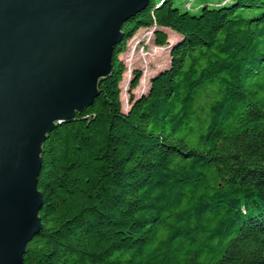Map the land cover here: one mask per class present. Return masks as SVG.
<instances>
[{"label": "trees", "instance_id": "obj_1", "mask_svg": "<svg viewBox=\"0 0 264 264\" xmlns=\"http://www.w3.org/2000/svg\"><path fill=\"white\" fill-rule=\"evenodd\" d=\"M196 1L127 21L99 97L46 141L24 264H264V0ZM151 28L181 39L124 113L119 56Z\"/></svg>", "mask_w": 264, "mask_h": 264}, {"label": "water", "instance_id": "obj_2", "mask_svg": "<svg viewBox=\"0 0 264 264\" xmlns=\"http://www.w3.org/2000/svg\"><path fill=\"white\" fill-rule=\"evenodd\" d=\"M150 2L0 0V264H24L42 228L46 141L94 104Z\"/></svg>", "mask_w": 264, "mask_h": 264}, {"label": "rangeland", "instance_id": "obj_3", "mask_svg": "<svg viewBox=\"0 0 264 264\" xmlns=\"http://www.w3.org/2000/svg\"><path fill=\"white\" fill-rule=\"evenodd\" d=\"M160 1V0H155ZM217 0H211L215 2ZM201 2L196 0H175V6L181 10L191 9L189 12L198 14L200 10L197 8ZM156 29H141L129 41L123 53L119 56L125 73L123 81L120 84L122 110L127 113L130 106V97L133 95L135 99L145 95L149 91L150 81L163 69L170 64V51L172 47L178 43L181 36L170 29H162L168 36V45L159 47L155 44L154 33ZM142 71V78L139 86L131 93L130 83L133 79V72Z\"/></svg>", "mask_w": 264, "mask_h": 264}]
</instances>
